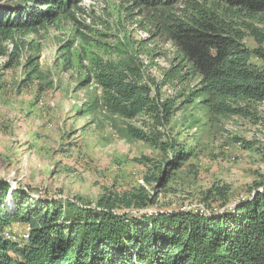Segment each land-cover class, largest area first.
<instances>
[{"label":"trees","instance_id":"obj_1","mask_svg":"<svg viewBox=\"0 0 264 264\" xmlns=\"http://www.w3.org/2000/svg\"><path fill=\"white\" fill-rule=\"evenodd\" d=\"M82 1L5 0L0 6V54L4 42L17 47L16 36L37 34L62 21L72 24L68 44L79 45L74 60L85 72V85L99 88L101 103L113 113L140 121L139 126L128 124L126 132L163 153L160 175L145 181L165 187L169 172L192 156V148L172 133L171 121L184 100L152 93L129 60L102 57L96 50L105 46L101 34L91 39L89 32H97L95 24L105 26L94 20L85 25ZM116 1L127 17L135 15L154 37L170 42L188 73L198 78L184 104L190 103V95L201 97L207 115L264 125L257 114L264 104V30L253 24L264 14V0ZM246 39L252 47L245 45ZM68 46L61 49L60 61L69 64L73 58ZM262 139L251 145L264 161ZM8 189L0 180V264H264V180L248 186L247 196L232 207L230 187L213 183L195 198L204 213L132 214L127 210L155 204L154 194L143 188L128 194L108 190L92 208L70 200L32 205L18 190L9 213L2 207ZM15 224L30 228L27 240L7 234Z\"/></svg>","mask_w":264,"mask_h":264},{"label":"rangeland","instance_id":"obj_2","mask_svg":"<svg viewBox=\"0 0 264 264\" xmlns=\"http://www.w3.org/2000/svg\"><path fill=\"white\" fill-rule=\"evenodd\" d=\"M80 6L87 12L85 25L94 20L105 26L95 24L97 32H89L91 39L101 34L105 46L96 50L102 57L129 60L152 93L184 100L171 121L172 133L192 148V156L169 172L165 187L145 181L160 175L163 153L131 138L126 126L140 121L113 113L101 103L100 89L85 85V72L74 60L79 45L70 47L75 27L62 21L37 34L16 36L17 47L11 41L1 44L0 180L9 185L4 209L12 213L18 190L32 205L70 200L92 208L108 190L128 194L143 188L154 194L155 204L127 210L132 214L204 213L195 198L213 183L230 187L232 207L247 196L248 186L264 180V161L251 145L264 138L262 121L253 125L235 116L207 115L201 97L190 95L184 104L198 78L188 73L170 42L154 37L135 15L127 17L116 0H83ZM253 24L264 30V14ZM66 45L73 58L69 64L60 61ZM245 45L252 47L247 39ZM257 114L264 118V104ZM27 228L15 224L7 234L19 240Z\"/></svg>","mask_w":264,"mask_h":264},{"label":"bare ground","instance_id":"obj_3","mask_svg":"<svg viewBox=\"0 0 264 264\" xmlns=\"http://www.w3.org/2000/svg\"><path fill=\"white\" fill-rule=\"evenodd\" d=\"M28 229H27V231L25 232V234L22 236V240H27L28 239ZM13 239V238H12ZM14 240V239H13Z\"/></svg>","mask_w":264,"mask_h":264}]
</instances>
